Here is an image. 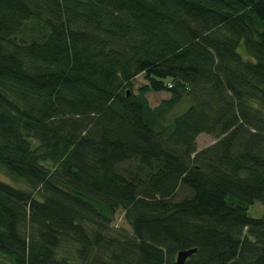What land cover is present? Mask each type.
I'll return each instance as SVG.
<instances>
[{
  "label": "trees",
  "instance_id": "obj_1",
  "mask_svg": "<svg viewBox=\"0 0 264 264\" xmlns=\"http://www.w3.org/2000/svg\"><path fill=\"white\" fill-rule=\"evenodd\" d=\"M0 173V264H264V0H0Z\"/></svg>",
  "mask_w": 264,
  "mask_h": 264
},
{
  "label": "rangeland",
  "instance_id": "obj_2",
  "mask_svg": "<svg viewBox=\"0 0 264 264\" xmlns=\"http://www.w3.org/2000/svg\"><path fill=\"white\" fill-rule=\"evenodd\" d=\"M144 84V81L141 76H138L135 81L133 82V92L136 93V89ZM146 99L148 103L151 106H156L162 99L167 98V94L164 92L160 93H147L146 94ZM213 142V139L211 136L206 135V134H200L197 136L196 139V144L198 148L205 147ZM0 179L2 180H7L4 175L0 173ZM264 208L261 204H254L252 207H250L249 214L252 216H259L262 214ZM113 226L118 227V228H124L128 230V225L124 221L123 218V212L118 210L117 213L114 215V221H113Z\"/></svg>",
  "mask_w": 264,
  "mask_h": 264
},
{
  "label": "water",
  "instance_id": "obj_3",
  "mask_svg": "<svg viewBox=\"0 0 264 264\" xmlns=\"http://www.w3.org/2000/svg\"><path fill=\"white\" fill-rule=\"evenodd\" d=\"M196 251V249H189V250H182L179 251L176 254V258H175V262L176 264H184L185 260L194 252Z\"/></svg>",
  "mask_w": 264,
  "mask_h": 264
}]
</instances>
